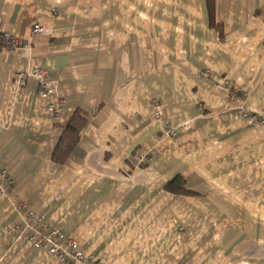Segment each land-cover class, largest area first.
Masks as SVG:
<instances>
[{"label":"crops","instance_id":"crops-1","mask_svg":"<svg viewBox=\"0 0 264 264\" xmlns=\"http://www.w3.org/2000/svg\"><path fill=\"white\" fill-rule=\"evenodd\" d=\"M0 32L25 42L0 46V264H70L27 242L28 210L100 264H264V128L243 117L264 112V0H0ZM36 68L47 98L18 85Z\"/></svg>","mask_w":264,"mask_h":264},{"label":"built area","instance_id":"built-area-1","mask_svg":"<svg viewBox=\"0 0 264 264\" xmlns=\"http://www.w3.org/2000/svg\"><path fill=\"white\" fill-rule=\"evenodd\" d=\"M44 30L40 26H36L35 33H41ZM25 42L13 38L10 34L0 32V46L8 47L11 51H15L24 46ZM36 80L40 84L39 95L47 98L54 90L55 84L51 81L49 71L44 68H36L29 70L25 74L18 76V85L23 87L28 80ZM50 110L56 113L54 108ZM244 120L249 126H260L264 128V112L255 113L248 110L243 112ZM177 129L173 128L168 134L176 135ZM22 222L27 231V242L40 249L47 248L49 254L60 260L67 261L70 264H100L96 263L93 258L87 257L81 249L80 244L73 239L67 238L62 232L55 230L48 235H44L41 230L43 227V218L38 216L33 210H28L22 215Z\"/></svg>","mask_w":264,"mask_h":264},{"label":"trees","instance_id":"trees-1","mask_svg":"<svg viewBox=\"0 0 264 264\" xmlns=\"http://www.w3.org/2000/svg\"><path fill=\"white\" fill-rule=\"evenodd\" d=\"M85 123L86 120L81 117V114L76 113L56 147L53 157L56 162L63 163L70 156L71 152L78 144L80 133L84 128ZM182 186L183 182H175L174 184L172 182L167 186V188L172 192H182L184 190Z\"/></svg>","mask_w":264,"mask_h":264}]
</instances>
